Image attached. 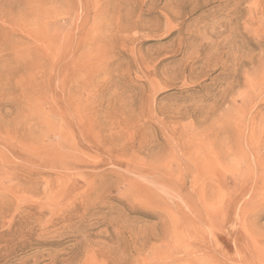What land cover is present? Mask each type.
Listing matches in <instances>:
<instances>
[{
  "label": "rangeland",
  "instance_id": "rangeland-1",
  "mask_svg": "<svg viewBox=\"0 0 264 264\" xmlns=\"http://www.w3.org/2000/svg\"><path fill=\"white\" fill-rule=\"evenodd\" d=\"M0 264H264V0H0Z\"/></svg>",
  "mask_w": 264,
  "mask_h": 264
}]
</instances>
